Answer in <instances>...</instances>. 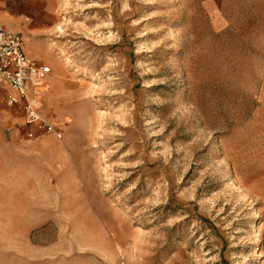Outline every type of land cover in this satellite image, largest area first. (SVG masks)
I'll use <instances>...</instances> for the list:
<instances>
[{
    "label": "rangeland",
    "instance_id": "374dc122",
    "mask_svg": "<svg viewBox=\"0 0 264 264\" xmlns=\"http://www.w3.org/2000/svg\"><path fill=\"white\" fill-rule=\"evenodd\" d=\"M44 1L23 0L50 13L29 35L53 62L41 113L63 139L18 148L21 252L264 264V0Z\"/></svg>",
    "mask_w": 264,
    "mask_h": 264
},
{
    "label": "crops",
    "instance_id": "0c3cea01",
    "mask_svg": "<svg viewBox=\"0 0 264 264\" xmlns=\"http://www.w3.org/2000/svg\"><path fill=\"white\" fill-rule=\"evenodd\" d=\"M27 4L38 6L44 0H26ZM20 3L24 5L19 6ZM47 6V4H46ZM21 7V8H20ZM28 7L23 0H0V25L8 27L12 32L24 35L26 54L29 58L40 62L50 58L46 55V49L39 40L30 36L32 27L39 26L42 30L43 23L49 21L50 13H35L29 17ZM47 9V8H46ZM28 28L29 33L25 30ZM35 32V31H34ZM39 43L35 46L34 43ZM51 63L52 60H50ZM42 63V62H41ZM0 89L5 92L4 103L6 109L0 111V261L4 264H41L38 257L25 256L21 244H26L27 237L21 230L29 226V219L23 214L29 211L28 207L22 206L21 196L29 194L28 188L22 190L19 184V152L18 148L23 145L22 138L32 131L37 138L29 141H38L46 136L41 134V130L27 126L24 113L20 108H13L6 104L7 94L10 91L9 82L0 77ZM24 208V209H23ZM9 247V248H8ZM20 252H17L19 251ZM32 259V260H31Z\"/></svg>",
    "mask_w": 264,
    "mask_h": 264
},
{
    "label": "built area",
    "instance_id": "2783aa9c",
    "mask_svg": "<svg viewBox=\"0 0 264 264\" xmlns=\"http://www.w3.org/2000/svg\"><path fill=\"white\" fill-rule=\"evenodd\" d=\"M52 76L51 68L29 58L21 34L0 25V77L7 80L10 91L6 104L20 108L27 126L41 130L42 135L63 139L58 123H52L41 113L42 89ZM28 139H36V133H27Z\"/></svg>",
    "mask_w": 264,
    "mask_h": 264
}]
</instances>
